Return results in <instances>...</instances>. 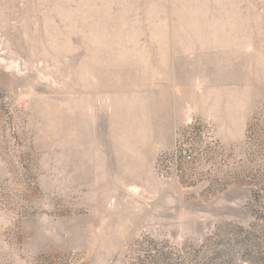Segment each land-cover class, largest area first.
<instances>
[{"label": "rangeland", "instance_id": "1", "mask_svg": "<svg viewBox=\"0 0 264 264\" xmlns=\"http://www.w3.org/2000/svg\"><path fill=\"white\" fill-rule=\"evenodd\" d=\"M0 264H264V0H0Z\"/></svg>", "mask_w": 264, "mask_h": 264}, {"label": "built area", "instance_id": "2", "mask_svg": "<svg viewBox=\"0 0 264 264\" xmlns=\"http://www.w3.org/2000/svg\"><path fill=\"white\" fill-rule=\"evenodd\" d=\"M182 149V151L180 149H177L176 152L173 154L175 159L177 160L179 157H183L185 160H191L192 156L190 152L187 149Z\"/></svg>", "mask_w": 264, "mask_h": 264}]
</instances>
